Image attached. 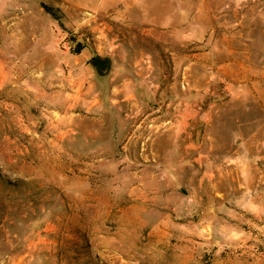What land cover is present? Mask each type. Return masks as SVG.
<instances>
[{"label": "rangeland", "instance_id": "rangeland-1", "mask_svg": "<svg viewBox=\"0 0 264 264\" xmlns=\"http://www.w3.org/2000/svg\"><path fill=\"white\" fill-rule=\"evenodd\" d=\"M0 264H264V0H0Z\"/></svg>", "mask_w": 264, "mask_h": 264}, {"label": "water", "instance_id": "water-1", "mask_svg": "<svg viewBox=\"0 0 264 264\" xmlns=\"http://www.w3.org/2000/svg\"><path fill=\"white\" fill-rule=\"evenodd\" d=\"M89 65L94 70L98 79L106 78L113 69V58L109 55H98L89 61Z\"/></svg>", "mask_w": 264, "mask_h": 264}]
</instances>
